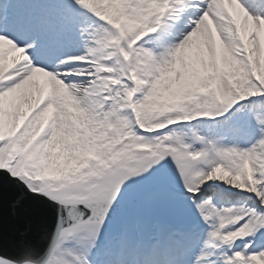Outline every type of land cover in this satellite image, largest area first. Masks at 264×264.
I'll return each mask as SVG.
<instances>
[{"label":"snow or ice","instance_id":"snow-or-ice-1","mask_svg":"<svg viewBox=\"0 0 264 264\" xmlns=\"http://www.w3.org/2000/svg\"><path fill=\"white\" fill-rule=\"evenodd\" d=\"M0 264H264V0H0Z\"/></svg>","mask_w":264,"mask_h":264},{"label":"water","instance_id":"water-1","mask_svg":"<svg viewBox=\"0 0 264 264\" xmlns=\"http://www.w3.org/2000/svg\"><path fill=\"white\" fill-rule=\"evenodd\" d=\"M30 212L32 214L34 227H35L36 234H37V237H38L39 232H40V230L42 228V225H43V220H44V216H45V209L39 203H35L30 208Z\"/></svg>","mask_w":264,"mask_h":264}]
</instances>
